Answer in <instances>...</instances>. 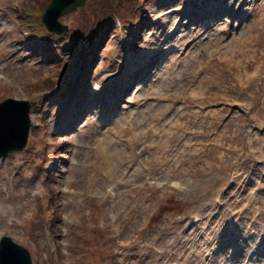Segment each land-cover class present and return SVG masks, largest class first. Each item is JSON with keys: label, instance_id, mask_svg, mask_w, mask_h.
<instances>
[{"label": "rangeland", "instance_id": "374dc122", "mask_svg": "<svg viewBox=\"0 0 264 264\" xmlns=\"http://www.w3.org/2000/svg\"><path fill=\"white\" fill-rule=\"evenodd\" d=\"M120 1L87 0L60 17L68 30L56 35L38 26L49 0H0V71L7 78L0 81V99L35 101L26 145L0 158V236L24 245L32 264H158L159 255L147 246L165 248L167 237L212 210L223 187L234 199L233 209L264 208V0H223L242 11L226 19L223 11L185 16L186 9H200L211 0H170L174 14L167 22L158 19L166 0ZM108 19L111 34L93 45V58L79 68L78 89L71 79L77 70L59 84L68 63L81 60L77 50L84 52L93 28ZM115 22L121 30L111 31ZM213 23L222 30L215 31ZM209 26L223 37L211 40ZM182 32L187 35L180 45ZM168 47L172 52L165 51ZM150 66L155 68L151 76ZM120 67L124 73L115 75ZM135 77L144 80L141 90L112 114L113 101L137 83ZM155 91L165 94L155 96ZM66 94L75 107L65 105ZM138 94L156 99L140 102ZM157 100L186 103L172 106L173 116L153 137L157 148L142 150V123L151 121ZM224 116L227 138L220 166V149H213L210 168L192 174L183 189L148 186L145 165H154L163 150L184 151L174 147L183 135L181 126L195 133L188 134L189 145L200 149L207 145L210 125L221 131L217 122ZM252 124L259 129L247 133L245 128L255 129ZM234 168L241 174L231 183ZM170 196L181 202L177 211ZM93 224L103 227L98 251Z\"/></svg>", "mask_w": 264, "mask_h": 264}, {"label": "water", "instance_id": "95a60500", "mask_svg": "<svg viewBox=\"0 0 264 264\" xmlns=\"http://www.w3.org/2000/svg\"><path fill=\"white\" fill-rule=\"evenodd\" d=\"M84 3L85 0H51L42 15V22L48 29L63 31L65 26L58 17ZM29 126L27 102L13 99L0 102V157L24 146ZM0 264H31V261L25 248L3 238L0 241Z\"/></svg>", "mask_w": 264, "mask_h": 264}, {"label": "bare ground", "instance_id": "6f19581e", "mask_svg": "<svg viewBox=\"0 0 264 264\" xmlns=\"http://www.w3.org/2000/svg\"><path fill=\"white\" fill-rule=\"evenodd\" d=\"M168 8H169V7H167L166 9H168ZM214 30H215V31L221 30V27L218 26V25L216 24ZM215 31L208 32L209 37L215 35L214 37H210V39L213 40V41L216 40V39H218V38H222V37H223V35H217V34H215ZM231 39H232V38H231ZM230 42H232V40H230ZM231 47L234 48L235 46H231ZM1 79H5V76L2 77ZM158 93H162V92H158ZM144 108H146V107H144ZM226 260H227V257L224 258V262H225ZM222 261H223V260H222ZM223 264H225V263H223Z\"/></svg>", "mask_w": 264, "mask_h": 264}]
</instances>
